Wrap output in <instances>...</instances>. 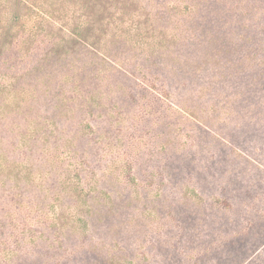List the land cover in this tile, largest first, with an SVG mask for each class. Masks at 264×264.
Masks as SVG:
<instances>
[{
    "label": "trees",
    "instance_id": "16d2710c",
    "mask_svg": "<svg viewBox=\"0 0 264 264\" xmlns=\"http://www.w3.org/2000/svg\"><path fill=\"white\" fill-rule=\"evenodd\" d=\"M77 2L0 0V95L15 83L40 103L27 89L42 80L54 123L40 113L33 132L62 116L74 132L61 203L24 223L33 244L19 264H264V0H82L83 12ZM146 94L223 111L222 134L198 126L213 149L198 187L178 174L146 192L134 163L95 165L109 129L127 126L108 119L112 104ZM189 162L166 173H194ZM205 173L223 176V193L204 192ZM169 181L182 189H162Z\"/></svg>",
    "mask_w": 264,
    "mask_h": 264
},
{
    "label": "rangeland",
    "instance_id": "374dc122",
    "mask_svg": "<svg viewBox=\"0 0 264 264\" xmlns=\"http://www.w3.org/2000/svg\"><path fill=\"white\" fill-rule=\"evenodd\" d=\"M63 1L71 9L74 7V0ZM78 2L75 7L83 12L82 0ZM32 84L33 88L27 91L40 95L43 98L40 103L37 99L28 101L30 98L16 91L15 83L0 95V107H4L0 108V264H19L21 257L23 261L24 256H30L28 250H31L30 244L33 242H28L32 233L28 228L29 222L39 215L40 207L50 209L52 204L61 203L59 193L64 190L61 180L67 167L64 161L72 154L68 141L74 132L66 131L63 126L65 117L56 119L54 130L48 128L46 131L44 125L40 124L39 130L33 132L38 124L35 118L37 122L42 119L40 113H44L48 121L54 123L52 113L48 110L49 103H54V100L49 96L44 98V93L48 95L50 87L43 85L42 80L33 81ZM58 92L61 93V89ZM148 95L134 100L132 105L124 109L112 104L113 114L108 119L113 122L124 119L127 126L118 128L115 125L109 129L108 135L104 137L106 146L102 150H106V153L99 159L95 154V165L99 170L107 169L105 173L113 174L120 170L115 163L124 160L134 163L133 173L144 186L140 190L146 192L158 190L163 176L170 180L171 176L178 174L198 187L199 178L204 177L202 167L206 159L213 156L210 138L200 136L198 126L206 125L210 132L214 130L222 134L223 111L217 117L210 104L197 98L186 102L182 94L172 99L177 107L170 106L166 101L162 105ZM9 97L12 100L14 98V101L7 106L10 102L6 99ZM24 100L29 102L26 107ZM78 145L80 148L81 144ZM185 149L191 151L186 152ZM185 156L191 159L188 167L190 165L194 173H166L171 161ZM157 167L163 169L157 171ZM198 169L201 173H197ZM205 174L207 179L201 182L204 192L208 195L223 193V176L220 173ZM148 180L153 183H148ZM169 182L171 184L163 185L162 189L174 190L176 193L182 189L175 182ZM24 223H28L26 228Z\"/></svg>",
    "mask_w": 264,
    "mask_h": 264
}]
</instances>
